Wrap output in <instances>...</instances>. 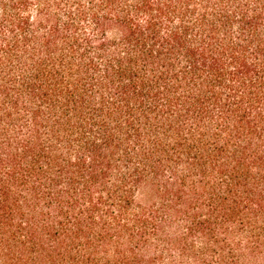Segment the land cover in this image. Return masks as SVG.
I'll use <instances>...</instances> for the list:
<instances>
[{"label": "trees", "instance_id": "16d2710c", "mask_svg": "<svg viewBox=\"0 0 264 264\" xmlns=\"http://www.w3.org/2000/svg\"><path fill=\"white\" fill-rule=\"evenodd\" d=\"M0 264H264V0H0Z\"/></svg>", "mask_w": 264, "mask_h": 264}]
</instances>
